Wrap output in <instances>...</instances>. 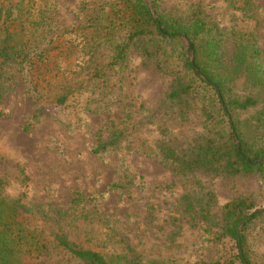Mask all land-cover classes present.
I'll return each instance as SVG.
<instances>
[{
    "label": "rangeland",
    "instance_id": "374dc122",
    "mask_svg": "<svg viewBox=\"0 0 264 264\" xmlns=\"http://www.w3.org/2000/svg\"><path fill=\"white\" fill-rule=\"evenodd\" d=\"M18 1L0 0V6L12 4L16 16L23 13ZM237 1L244 7L229 0H160L164 10L186 15L197 9L218 24L230 55L238 34L255 38L264 50V0H252V10L245 0ZM115 2L25 0L34 17L44 15L48 22L38 29L45 36L41 55L12 65L1 80L0 193L21 198L30 208L25 219L47 234L45 215H62L70 237L86 248L112 254L130 246L144 259L165 264L222 262L238 252L236 240L217 235L213 222L191 221L184 196L190 194L197 209L207 205L220 217L226 203L240 198L252 212L264 208V179L257 173L184 176L163 158L159 141L185 151L206 130L198 97L185 115L163 106L174 75L182 71L180 53L187 43H164L167 49L151 60L133 49L121 65H111L113 46L131 30L126 17L110 11L119 9ZM235 91L245 94L241 79ZM114 127L127 135L96 153ZM128 175L136 178L127 181ZM244 234L253 264H264V215ZM40 262L72 264L57 252Z\"/></svg>",
    "mask_w": 264,
    "mask_h": 264
},
{
    "label": "trees",
    "instance_id": "16d2710c",
    "mask_svg": "<svg viewBox=\"0 0 264 264\" xmlns=\"http://www.w3.org/2000/svg\"><path fill=\"white\" fill-rule=\"evenodd\" d=\"M229 1L237 8L244 7L238 5L237 0ZM149 2L154 14L146 0H116L119 9L110 8L118 19L126 17L131 28L128 35L113 46L114 61L110 64L121 65L133 49L145 60L159 58L167 49L164 43L184 40L187 45L180 53L183 68L176 74L171 72L175 74L174 81L163 106L168 112L174 110L185 115L191 107V99L198 97L196 103L204 116L206 129L185 151L169 141H159L163 158L184 176L198 171L228 176L257 173L264 179V50L255 38L238 34L230 55L223 29L202 12L194 9L186 15L177 14L164 10L160 0ZM244 2L246 9L252 10V0ZM24 3L25 0H19L16 4L23 12L16 16L12 4L0 6V99L1 80L8 75L9 68L32 62L44 51L45 36L39 34L38 29L46 28L47 17H34L31 8H25ZM105 15L111 17L109 11H105ZM13 22L19 23L21 28L12 29ZM240 79L245 94L235 91ZM64 100L62 98V102ZM125 135L122 128L110 129L108 139H101L95 152L119 145ZM149 147L154 153V143ZM131 178L136 176L128 175L125 180ZM0 187H3L2 180ZM116 187L120 188L118 183ZM183 207L191 221L199 225L204 221L213 222L219 229L217 235L236 240L238 252L217 264H253L244 230L253 219L264 215V208L250 212L246 199H235L222 207L220 217L218 213L212 214L207 205L197 209L190 194L184 196ZM29 212L30 208L21 198L13 199L0 193V264H41L40 260L56 252L69 256L72 264H165L144 259L130 246L126 248L128 251L112 254L86 248L70 237L60 214L45 215L46 223L50 222L47 234L44 227H32L25 219L24 215ZM213 224L206 228L210 230Z\"/></svg>",
    "mask_w": 264,
    "mask_h": 264
},
{
    "label": "water",
    "instance_id": "95a60500",
    "mask_svg": "<svg viewBox=\"0 0 264 264\" xmlns=\"http://www.w3.org/2000/svg\"><path fill=\"white\" fill-rule=\"evenodd\" d=\"M147 1V0H146ZM147 4L149 5V3L147 2ZM149 7H150V5H149ZM189 46H190V49H191V52H193V46H192V44L189 42Z\"/></svg>",
    "mask_w": 264,
    "mask_h": 264
}]
</instances>
